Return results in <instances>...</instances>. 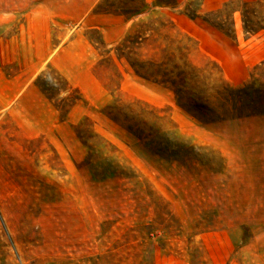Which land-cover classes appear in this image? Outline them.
Segmentation results:
<instances>
[{"label": "rangeland", "instance_id": "1", "mask_svg": "<svg viewBox=\"0 0 264 264\" xmlns=\"http://www.w3.org/2000/svg\"><path fill=\"white\" fill-rule=\"evenodd\" d=\"M225 1L0 0V264H264V32L212 28ZM46 34L85 68L27 72Z\"/></svg>", "mask_w": 264, "mask_h": 264}, {"label": "crops", "instance_id": "2", "mask_svg": "<svg viewBox=\"0 0 264 264\" xmlns=\"http://www.w3.org/2000/svg\"><path fill=\"white\" fill-rule=\"evenodd\" d=\"M30 47L26 50V56H24L23 63L26 65L27 72L31 75L36 74L42 66L51 62L58 69L60 68V61L62 58L67 57V55L72 54L76 58V68L84 69V53L86 50V45L83 39L77 38L68 46H64L61 49H52L50 46V39L48 35L32 36L29 38ZM54 48V47H53ZM25 55V54H24ZM80 55V58H79ZM21 50H20V37L11 36L5 39L0 35V100L12 101L14 102L22 93V86L24 85L21 81V76L17 74H12L11 77H6L4 67L15 66L21 64ZM80 60V64H79ZM60 71L65 75L69 76L68 72ZM68 81L73 85H79L78 83L68 79ZM33 93L34 96L42 103L45 104L44 98L37 88L33 87L27 90Z\"/></svg>", "mask_w": 264, "mask_h": 264}, {"label": "trees", "instance_id": "3", "mask_svg": "<svg viewBox=\"0 0 264 264\" xmlns=\"http://www.w3.org/2000/svg\"><path fill=\"white\" fill-rule=\"evenodd\" d=\"M148 10L149 8L142 13ZM236 17L244 34L256 35L264 32V1L227 0L219 8L205 13L203 20L212 28L229 36L234 33ZM68 89L71 87L68 86Z\"/></svg>", "mask_w": 264, "mask_h": 264}]
</instances>
